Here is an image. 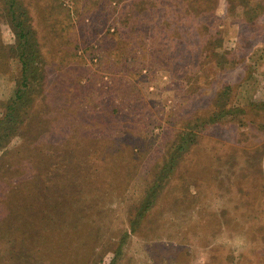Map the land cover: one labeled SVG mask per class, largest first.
Masks as SVG:
<instances>
[{
	"label": "rangeland",
	"instance_id": "1",
	"mask_svg": "<svg viewBox=\"0 0 264 264\" xmlns=\"http://www.w3.org/2000/svg\"><path fill=\"white\" fill-rule=\"evenodd\" d=\"M1 123L0 264H264V0H0Z\"/></svg>",
	"mask_w": 264,
	"mask_h": 264
},
{
	"label": "trees",
	"instance_id": "2",
	"mask_svg": "<svg viewBox=\"0 0 264 264\" xmlns=\"http://www.w3.org/2000/svg\"><path fill=\"white\" fill-rule=\"evenodd\" d=\"M9 12H11L12 13V16H13V18H15V20H16V14H15V8H14V2H11V4L9 5ZM19 27H21V23L19 24ZM20 35L21 36H23V34H22V29H21V32H20V34H19V32H18V39H20ZM22 44H23V42H22ZM24 59H26L25 58V56H23V55H21V60H22V63H23V66H24V69H28V64H27V61H25ZM27 60V59H26ZM27 84H26V87H28V82H26ZM29 90L30 89H28L27 91L29 92ZM26 96L28 95V93L26 92V94H25ZM16 108H18V104H17V106H16V104L15 103H11L9 106H8V112H7V114H6V116H7V119L10 121V122H17V120L19 119L18 118V116H17V113L15 114V116L14 117H11L13 114H14V112H15V110H16ZM7 121V120H6ZM3 123H1L0 124V126L2 125ZM5 130L6 129H0V135L2 136V134L5 132ZM5 228H6V223L4 222V221H2V220H0V243H3L4 245H5V242H6V240H8V239H10V237H8L7 236V232H6V230H5ZM20 248V247H19ZM4 253V252H3ZM5 260L7 259V260H10V259H12V258H4ZM4 260V261H5ZM11 263H14V262H12V260L8 263V264H11Z\"/></svg>",
	"mask_w": 264,
	"mask_h": 264
}]
</instances>
